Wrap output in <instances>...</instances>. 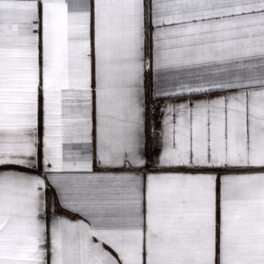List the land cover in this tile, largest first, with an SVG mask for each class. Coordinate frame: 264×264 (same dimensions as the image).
<instances>
[{"label": "snow or ice", "instance_id": "6c2138e0", "mask_svg": "<svg viewBox=\"0 0 264 264\" xmlns=\"http://www.w3.org/2000/svg\"><path fill=\"white\" fill-rule=\"evenodd\" d=\"M0 264H264V0H0Z\"/></svg>", "mask_w": 264, "mask_h": 264}]
</instances>
